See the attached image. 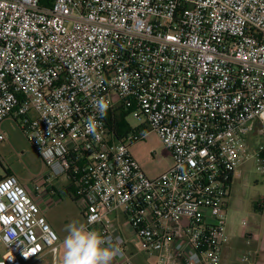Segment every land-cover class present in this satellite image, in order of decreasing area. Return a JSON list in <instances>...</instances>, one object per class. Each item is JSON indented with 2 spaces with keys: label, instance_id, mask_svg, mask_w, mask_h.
<instances>
[{
  "label": "built area",
  "instance_id": "1",
  "mask_svg": "<svg viewBox=\"0 0 264 264\" xmlns=\"http://www.w3.org/2000/svg\"><path fill=\"white\" fill-rule=\"evenodd\" d=\"M117 106L142 119L123 139L107 124ZM9 117L46 165L43 179L67 177L86 227L121 249L113 264H134L106 222L115 211L154 264H221L247 125L264 124V0H0V124ZM146 130L173 158L157 177L131 150ZM254 156L264 173V145ZM43 187L0 177V264L45 250L58 263Z\"/></svg>",
  "mask_w": 264,
  "mask_h": 264
},
{
  "label": "rangeland",
  "instance_id": "2",
  "mask_svg": "<svg viewBox=\"0 0 264 264\" xmlns=\"http://www.w3.org/2000/svg\"><path fill=\"white\" fill-rule=\"evenodd\" d=\"M128 122L133 127H138L142 123V119L129 115ZM263 127L264 124L258 120L247 125L248 148L245 152V159L238 168L241 172L240 177L229 200L228 213L225 215L229 238L224 245V252L228 251V253H225L222 264H246V262H241L240 258L245 253L249 255L254 246L252 242L246 243V231H261L264 209L261 211L258 208V203L264 196V173L256 168L254 152L264 145V136L261 134ZM1 130L7 137L6 140L0 141L1 164L7 168L21 170L20 173L27 177L32 175L30 171L36 172L43 168L41 157L28 141L19 121L9 117L3 121ZM131 150L140 167L150 177L159 176L173 164L170 150L155 131L149 130L144 138L134 141L131 144ZM63 199L64 201L58 208L60 217L56 224L57 227L54 228L60 241L67 236L66 226L71 222L75 221L86 225L81 199L75 200L67 193L63 194ZM124 223V226L121 222L118 224L121 226L124 236L129 237L130 234L126 228V225L130 227L129 222L125 220ZM97 228L96 225L90 227L89 230L96 231ZM130 230L132 229L130 228ZM5 253L4 245L0 244V257Z\"/></svg>",
  "mask_w": 264,
  "mask_h": 264
},
{
  "label": "crops",
  "instance_id": "3",
  "mask_svg": "<svg viewBox=\"0 0 264 264\" xmlns=\"http://www.w3.org/2000/svg\"><path fill=\"white\" fill-rule=\"evenodd\" d=\"M16 121L18 122V120ZM2 123L0 124V133H3L1 132ZM42 167H43L42 169H39L36 172L30 171L32 175L27 177L25 174L23 175L20 173L21 170L7 168L0 162V177H3L7 174H15L19 178V181L21 182V184H23L27 188V190H29L31 193H36L35 188H34V185L36 182L42 183L44 187L41 191V194L37 196V202L41 208L42 213L46 216L51 226L55 228L57 227L56 224L60 217L59 216L60 211L58 212V208H60L62 202L64 201L63 194L67 193L68 195H71L72 197L73 191L70 188L71 187L70 180L65 176L54 178L49 181H46L45 179H43L47 175L48 169L46 165L44 164V162H43ZM238 168L235 170L233 174L229 200L232 197V193H234L236 182L240 177L241 172H240V169ZM229 204H230V201H229ZM226 213H228V207H227ZM262 216H264V213ZM125 220H126V217L121 212L115 211L107 217L106 222L108 224L115 225L118 229L122 231L121 226L118 223L121 222L124 226ZM261 223H262L261 231H249V230L246 231V241H247L248 234H251V233L256 234V239H253L251 241L252 243H254V246L252 248V252H250L249 254V260L248 262H246V264H264V218H262ZM126 228L130 236L125 237L126 238L125 249H126L128 256L133 261V263L134 264H154V262L157 259L156 254L145 253L141 248L139 236H137L132 230H130V227H128V225H126ZM96 231L98 232V228ZM63 240L64 238L60 241V249H59V254L57 256V262H58L57 264H60V261L63 255V251H64ZM226 249L228 248L226 247ZM225 253H228V251H225V252L223 251L221 264L224 262L223 258H224ZM115 262L116 260L113 261V263ZM24 264H53V255L50 253L49 250H45L43 253L39 255V257L31 261L25 262ZM166 264H172V263L168 262Z\"/></svg>",
  "mask_w": 264,
  "mask_h": 264
},
{
  "label": "clouds",
  "instance_id": "4",
  "mask_svg": "<svg viewBox=\"0 0 264 264\" xmlns=\"http://www.w3.org/2000/svg\"><path fill=\"white\" fill-rule=\"evenodd\" d=\"M101 107L107 105L101 102ZM66 231L60 264H113L118 255H123L119 247L105 246V238L83 223L73 221L66 226Z\"/></svg>",
  "mask_w": 264,
  "mask_h": 264
},
{
  "label": "trees",
  "instance_id": "5",
  "mask_svg": "<svg viewBox=\"0 0 264 264\" xmlns=\"http://www.w3.org/2000/svg\"><path fill=\"white\" fill-rule=\"evenodd\" d=\"M129 111L124 110L122 106H117L107 114L108 128L114 133L117 139H123L127 133L132 131H139L140 127H133L128 122ZM148 130L145 131L147 133ZM73 191V187H70ZM72 197L77 200V196L74 191Z\"/></svg>",
  "mask_w": 264,
  "mask_h": 264
}]
</instances>
